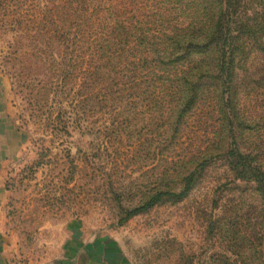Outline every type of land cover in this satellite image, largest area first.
<instances>
[{
    "label": "rangeland",
    "instance_id": "374dc122",
    "mask_svg": "<svg viewBox=\"0 0 264 264\" xmlns=\"http://www.w3.org/2000/svg\"><path fill=\"white\" fill-rule=\"evenodd\" d=\"M231 3L224 85L201 56L155 62L174 51L163 33L206 21L199 1L0 0L1 264H264V31L242 38L264 0ZM70 5L78 19L100 9L103 26L155 36L132 40L131 61L155 59L134 65L137 84L120 87L121 67L104 86L87 51L51 41ZM186 79L201 88L194 105ZM157 193L154 207L120 222Z\"/></svg>",
    "mask_w": 264,
    "mask_h": 264
},
{
    "label": "trees",
    "instance_id": "16d2710c",
    "mask_svg": "<svg viewBox=\"0 0 264 264\" xmlns=\"http://www.w3.org/2000/svg\"><path fill=\"white\" fill-rule=\"evenodd\" d=\"M196 1L205 5L203 14L206 17V21L199 23L197 26L190 23L183 32L180 30L172 32L171 36H167L166 33H163L162 36L172 42L174 51L165 49L162 53L164 57H160L156 61L155 59L149 60V51H145L141 59L137 60V63L131 61L133 58L130 56V51L132 49L131 45L133 44L132 40L136 41L137 46L140 44L143 45L149 42V36H152V34L149 36L147 33L143 32L139 34L140 30H138L137 24H118V22H116L115 26H103V22L100 24L97 23L100 16L98 15L100 9H93L89 13L87 11L86 14L82 15L81 19H78L81 13L70 5V8L64 12L66 24H64L62 32L59 33L61 36L53 37L51 41L58 45L63 43L64 45H70L69 50L72 49L73 53L76 51L83 55L85 54L83 52L87 51L89 53L87 57L92 59L91 65L96 62L94 69L97 71V74L101 76L104 86H110L115 83L119 72H121V67L124 69L122 72H124L125 75L122 77L120 73L122 77V85L120 87L122 89L131 88L133 85L137 84L133 71L134 65H138L142 69H147L151 66V63L155 61L159 65L162 64L167 68H171L189 61L194 56H201L206 60L208 59L214 62L217 75L223 81L225 79L223 82L225 85L227 81H229V78L231 79V75H233L232 57L235 52L233 48L234 44H229V41L235 40V34H232L234 31L225 28L224 24V20L233 15L231 12V0ZM88 3L89 0H87V4ZM94 12L95 14L93 15ZM79 20H81V22H79ZM252 23L253 25L242 32V38L257 41L260 33L264 31V4H262L261 13L252 20ZM139 26L142 27L141 24ZM58 31L57 29L56 32ZM119 31H122V33L120 34ZM172 36L173 38H170ZM121 37H126L124 39L126 42L129 40V42L126 44V42L122 41ZM154 37L155 36H152V38L150 37V40H154ZM65 48L68 50L67 46H65ZM119 67L120 70H118ZM142 75L141 81L147 84V76L144 73ZM151 78H154V82L158 84H160V82H169L165 75H152ZM180 85L189 88L183 95L185 104L193 103L194 105V102L199 96V92H201V88L194 86L188 79ZM229 155H236V153L231 151ZM239 158L244 160L243 155L239 154ZM186 180L187 184L185 190L183 193L179 194V197L187 196L193 186L194 180L192 175ZM257 181L264 186V176L262 174L258 176ZM163 195H165V193L155 194L142 206L127 212L126 217L120 222H124L151 209L160 201Z\"/></svg>",
    "mask_w": 264,
    "mask_h": 264
},
{
    "label": "crops",
    "instance_id": "0c3cea01",
    "mask_svg": "<svg viewBox=\"0 0 264 264\" xmlns=\"http://www.w3.org/2000/svg\"><path fill=\"white\" fill-rule=\"evenodd\" d=\"M1 157H0V169H5V167H6V165H7V158H6V154H1L0 155ZM3 184V182L1 183L0 182V188H1V185ZM6 183H4V185H5ZM1 191H2V189H0V204L2 205L3 204V202H4V198H2V196H1ZM2 213H1V210H0V218H2V215H1ZM1 247H3L4 249L7 247V245L6 244H2V243H0V248ZM81 261H83V260H81ZM70 262H68V261H60V262H56L55 264H69ZM83 263V262H82ZM0 264H1V262H0ZM6 264H9V261H7V263ZM81 264V263H80Z\"/></svg>",
    "mask_w": 264,
    "mask_h": 264
}]
</instances>
